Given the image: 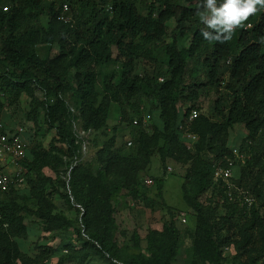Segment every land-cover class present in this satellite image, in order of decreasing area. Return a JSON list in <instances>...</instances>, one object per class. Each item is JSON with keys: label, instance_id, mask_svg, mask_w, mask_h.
Segmentation results:
<instances>
[{"label": "trees", "instance_id": "trees-1", "mask_svg": "<svg viewBox=\"0 0 264 264\" xmlns=\"http://www.w3.org/2000/svg\"><path fill=\"white\" fill-rule=\"evenodd\" d=\"M3 2L9 4L7 10L2 9ZM222 2L218 0V4ZM64 4L71 9L70 23L59 19ZM199 7V0H0V110L4 106L17 107L21 95L27 94L34 99L35 112L42 108L45 113L48 126L42 137L52 129L56 132L48 146L42 140L35 141L21 162L23 177L32 184L30 194H18L12 183L0 190V264H42L53 253L54 248L47 246L31 258L21 250L17 238L28 236L27 220L31 217L41 219L47 227H74L80 247L69 245L74 251L60 262L89 255L120 258L123 253L116 239L115 216L120 200L114 195L121 186H130L132 180V188L136 189L139 167L155 149L163 162L169 156L178 162L192 160L187 169L189 187L185 186L184 193L186 203L197 215L196 258L192 264H223L229 253L233 254V264H257L262 259V142L253 140L254 151H258L245 158L241 173L235 171L233 177L238 186L257 197L250 211L243 212L236 200L229 199L225 184L216 181L213 171L215 161L225 155L235 156L227 141L230 128L243 123L252 138L264 129V9L246 22L251 27L237 28L232 39L221 44L201 35L210 29L197 15ZM165 36L172 38L165 44V57L148 52L149 45L164 44ZM188 41V46L180 44ZM52 47H58L57 54L50 53ZM147 58L152 63L140 75L139 64ZM225 71H229L228 77H223ZM197 72L206 77L201 78ZM99 86L107 102L99 98ZM141 93L150 97L151 109L159 112L162 127L153 124V112L152 132L143 129L141 123L134 125L135 118L141 122L145 109L139 106L137 115L126 126L137 142L132 151L114 149L117 135L113 134L98 152L97 163L77 162L80 143L72 128L76 114L67 95H72L73 105L82 114V127L100 130L106 125L111 100L130 101ZM212 93L217 97L209 113L200 112L187 121L196 106L194 101L201 94ZM187 100L191 106L183 111L180 103ZM122 111H126L125 106ZM184 129L199 135L194 150L190 148L192 139L183 136ZM56 140L65 143L66 148ZM243 141L241 150L249 142ZM203 151L209 158L202 156ZM222 163L227 162L224 159ZM45 168L52 173L45 172ZM64 169L66 174L70 171L68 180L58 174ZM157 179L158 194L162 195L164 180ZM209 189L224 198L228 206L223 226L237 214H252L240 225L239 237L234 231H214L211 219L215 194L202 199ZM57 194L65 203L73 204L74 200L83 208L80 221L88 238H83L82 226L76 225L75 219L59 211ZM174 219L172 212L162 230L148 234L150 257L139 252L126 258V263L171 264L180 235ZM132 238L139 247L138 233L134 232Z\"/></svg>", "mask_w": 264, "mask_h": 264}, {"label": "rangeland", "instance_id": "rangeland-1", "mask_svg": "<svg viewBox=\"0 0 264 264\" xmlns=\"http://www.w3.org/2000/svg\"><path fill=\"white\" fill-rule=\"evenodd\" d=\"M46 20L47 18L43 17V23H46ZM172 29L173 28L170 25L169 30L171 31ZM164 39V44L160 42L158 43L159 46L157 47L149 45L147 49L148 52L151 51L153 55L157 57H165V44L172 42V38L171 36H165ZM189 43L190 42L188 41L186 43L183 42L180 44L188 46ZM58 51V47H52L50 49V53L52 55L57 54ZM149 59L150 58L143 59L139 64V70L137 72L140 73V75L149 70L147 64L152 63ZM192 65L195 66V62H193ZM73 70L74 69H71V71ZM224 70H227V67H225ZM228 72L225 71L223 77L229 75ZM197 74H199L201 78L206 77L205 73L197 72L196 75ZM98 92L99 98L105 100L106 98L104 97V92L100 86L98 87ZM36 95L38 96V99H40L39 96H41V92L38 89L36 90ZM215 97H217L215 93H212L208 96L206 94H201L199 98L194 101L196 105L194 107L198 109V114L200 112H206L208 114ZM67 99L70 106H72L71 109L73 113L76 114V116L72 119V128L76 133L78 143H80V153L77 158V162L84 161L97 163L98 152L103 149V147L107 144V140L113 134L117 135L114 149L122 148L124 152L132 151L133 147L137 145V142L135 143V137L132 135L130 127H126V125L130 124L131 118L137 115L136 108L139 106L140 108L145 107L142 115H144L146 112H149L151 115L154 113L155 121H153V124H157L158 126L162 127V123L158 117L159 112L155 110L153 111L151 109L153 108L152 101L150 97L144 93L136 95L134 99L130 101L126 99H123L121 102L111 100L109 104L111 107H109V116L107 118L106 125L100 130L91 128L89 131L88 129L82 127V114L81 112L79 113V110L73 105L72 95H67ZM33 101L34 99H32L31 96L22 94L17 107L12 108L9 106H4L0 110V121H5L6 125L10 127H14L15 125L22 123L26 128L24 132L26 135L24 134L23 138L28 146V149L37 140H42L44 144L48 146L49 142L54 140V136L56 134L55 129H52L46 133L45 137H42V133H44V130L48 125L45 121V113L42 111V108H40L38 113L35 112ZM107 101L108 97L105 102ZM180 104L183 105V108H181L183 111L191 106L190 100ZM124 106L126 109L125 112L122 111ZM34 120L36 122V126L38 124V127L35 126ZM187 121H189V116ZM115 126L117 127L116 130L114 129ZM152 129L153 125L151 124V128L148 130V132H152ZM83 130H85V133H83ZM136 134L137 133L135 132V135ZM27 135L29 136V140ZM249 137V129L243 125V123H237L233 128L229 129L227 141L231 146L232 152L235 153V157L238 161V165L236 167V174L238 175L241 173V168L242 165H244L245 158L253 154L255 151H258V149L254 151V141L256 143L262 142L261 146L264 147V129H259L254 138ZM130 139L134 145L133 143L131 145L128 142ZM198 139L199 135H197L194 140L190 141V148L192 150H194ZM245 139H247L249 142L245 146V149L241 150V146L244 142L243 140ZM161 142L163 144V141ZM55 143L66 148L65 143H61L58 140H56ZM202 156L209 158V154L205 151L202 152ZM191 162L192 160L187 162H178L176 159H173L170 156L163 162L160 159L158 150L155 149L150 159H146L139 167L137 173L138 182L136 184V189L134 190L132 188V182H135L132 180L130 186L123 185L116 192L114 197L116 196L117 199L120 200L115 213L116 223L118 226L116 239L123 253L120 258L111 257L110 255L106 257H95V255H89L78 258L72 257V259H67L64 262H60L63 257L71 255L70 253L74 251L73 248L69 250V245L75 244L77 248L80 247L81 243L80 241L76 240L77 233L75 232L74 227L72 226L70 229L59 226L47 227L46 224L41 221V219L37 218L33 220L31 219L32 217L27 220L28 236L26 238H21V236L17 238L21 250L29 254L28 256L31 258H34L35 255H37L38 252H40L43 248L52 246L54 248L53 253L47 257L42 264H127L126 261L130 255L138 254L139 252L144 253L148 257L152 255V253L147 250V236L152 230H162L164 228V222L171 219V214L173 212L175 215L174 221L180 230V235L177 241V254L172 259L171 264H192L193 259L196 258L194 244L197 215L195 209L189 206L184 199L185 186L188 188L190 182L187 176V169ZM0 166H2L4 174L12 179V184L14 187L16 186L18 194H30L32 184H30L27 179L23 177L22 173L25 172L24 168L22 173L17 175L18 170L16 164L14 165L9 160H0ZM44 170L47 173H52V170L49 168H45ZM64 171L65 169L58 174L68 180L70 177V171L68 170L69 172L67 171V174ZM109 178H111L110 175ZM157 178L164 180L162 195L158 194ZM151 179H153L152 182H150ZM62 191H64L63 187ZM213 193L215 194V197L212 198V208L214 213L213 218L211 219V224L214 231L219 232V230H221V233L223 234L234 231V234L239 237L240 225L251 219L252 214L248 213V216H245L244 214L241 215V213L237 214L233 217V219L225 222V225L223 226V216L226 214L228 208V206L224 204V198L217 196L213 189H209L202 195V199L205 200L206 197L213 196ZM55 201L57 202L59 211H64L69 217L75 219L76 225L82 226L83 238H88V233L80 221L83 208L80 207L79 204L74 200L73 204L65 203L59 194L56 195ZM237 202L239 203V207L243 209V212H246L247 209L250 211V208H244L240 201ZM34 203L36 204L35 200ZM229 228L230 230H228ZM134 232L138 233L140 243L139 247L135 246L133 241L132 236ZM232 256L233 254L229 253V255L223 259V264H233ZM33 264L39 263L33 262ZM257 264L260 263L258 262Z\"/></svg>", "mask_w": 264, "mask_h": 264}, {"label": "built area", "instance_id": "built-area-1", "mask_svg": "<svg viewBox=\"0 0 264 264\" xmlns=\"http://www.w3.org/2000/svg\"><path fill=\"white\" fill-rule=\"evenodd\" d=\"M4 1V0H1ZM9 5L6 3L3 5L2 9L7 10ZM69 11V6L65 4L63 6V13L60 15V19L64 22L71 21V16H66V13ZM162 79V78H161ZM198 115V109L192 108L191 113L189 115V120L196 117ZM152 115L149 112H146L140 122L139 118H135L133 120L134 125L142 124V128L149 130L151 127V119ZM127 126V125H126ZM149 128V129H148ZM91 129H88V131ZM25 132V127L22 123L19 125H15L14 127H10L6 125L5 121H0V160H9L14 165L16 164L18 174L22 173L23 166L22 161L26 159L28 156V146L23 138ZM85 133V130H83ZM183 136L189 139L194 140L197 136L195 133L190 130L184 129ZM130 144H132V140H128ZM226 160V164H223V160ZM238 165L237 158L235 156L225 155L223 158L218 159L214 163V178L225 184L226 193L229 196V199L240 201L242 205H246L248 208L252 207L257 203V197L254 196L249 190L244 189L241 186H238L234 180L236 167ZM21 179V178H18ZM151 179L150 182H152ZM12 183V179L6 176L4 172H0V190L7 187L8 184ZM264 210V205L262 206ZM185 215V213H184ZM186 218V216H185ZM184 218V219H185ZM260 264H264V257L259 261Z\"/></svg>", "mask_w": 264, "mask_h": 264}, {"label": "clouds", "instance_id": "clouds-1", "mask_svg": "<svg viewBox=\"0 0 264 264\" xmlns=\"http://www.w3.org/2000/svg\"><path fill=\"white\" fill-rule=\"evenodd\" d=\"M3 4H6V2H3ZM199 5L197 15H199L201 22L210 29V31H202L201 35L205 40L218 41L223 44L232 39L237 28L245 27L250 17L264 9V0H223L219 4L218 0H199ZM63 6L59 14V19L63 13ZM69 15L72 18L71 21L64 22L60 20L64 23L73 21L70 6L69 11L66 13V16ZM249 27L251 25L247 24L245 29ZM230 59L229 57L227 62Z\"/></svg>", "mask_w": 264, "mask_h": 264}]
</instances>
